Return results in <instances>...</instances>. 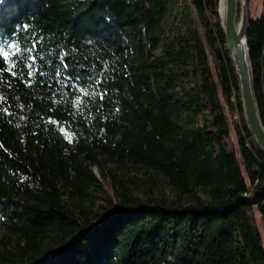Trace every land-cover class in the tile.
<instances>
[{
	"label": "trees",
	"instance_id": "1",
	"mask_svg": "<svg viewBox=\"0 0 264 264\" xmlns=\"http://www.w3.org/2000/svg\"><path fill=\"white\" fill-rule=\"evenodd\" d=\"M218 8L0 0V264H264V154ZM246 47L264 126V0ZM112 166L155 171L173 196L139 195Z\"/></svg>",
	"mask_w": 264,
	"mask_h": 264
},
{
	"label": "water",
	"instance_id": "2",
	"mask_svg": "<svg viewBox=\"0 0 264 264\" xmlns=\"http://www.w3.org/2000/svg\"><path fill=\"white\" fill-rule=\"evenodd\" d=\"M218 15L225 48L237 80L243 117L255 145L264 154V126L260 121L253 93L246 47L248 20L246 1L223 0L222 13L218 8Z\"/></svg>",
	"mask_w": 264,
	"mask_h": 264
},
{
	"label": "rangeland",
	"instance_id": "3",
	"mask_svg": "<svg viewBox=\"0 0 264 264\" xmlns=\"http://www.w3.org/2000/svg\"><path fill=\"white\" fill-rule=\"evenodd\" d=\"M246 1V8L247 12L249 10H252L253 8H257L259 6V0H245ZM247 2L249 3V8L247 7ZM190 6V4L188 3ZM191 15L194 16L193 11H191ZM225 113L227 122L230 128V140L236 147V135H235V124L238 122L237 114L234 110H229L225 106ZM90 167L92 171L94 172L95 176L100 180L101 186L103 188H108L111 182L110 178L102 177L99 172V168L95 163H91ZM110 168H113V173L120 174V177L122 178L123 183H125L129 188L134 190L135 193L141 194L144 192L145 186L150 185L151 193L155 196L165 197V198H171L173 196V190L171 187L167 184L163 176L156 173L155 171H146V174L141 173L138 169H133L131 171H122L118 169L116 166H112ZM110 173H107V176H109ZM91 194L88 199H85L83 202L84 204H87L91 208L99 209V206L104 203L103 193L99 190H95V187L89 188ZM254 223L256 224L262 244L264 246V229L262 226L261 218L259 215V211L256 209V207H253L252 210ZM95 219V218H94Z\"/></svg>",
	"mask_w": 264,
	"mask_h": 264
},
{
	"label": "bare ground",
	"instance_id": "4",
	"mask_svg": "<svg viewBox=\"0 0 264 264\" xmlns=\"http://www.w3.org/2000/svg\"><path fill=\"white\" fill-rule=\"evenodd\" d=\"M222 8H223V0H219V10L222 13Z\"/></svg>",
	"mask_w": 264,
	"mask_h": 264
}]
</instances>
